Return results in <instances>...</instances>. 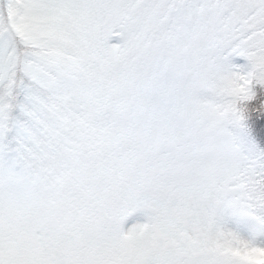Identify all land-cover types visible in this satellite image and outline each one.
<instances>
[{"label": "snow or ice", "instance_id": "1", "mask_svg": "<svg viewBox=\"0 0 264 264\" xmlns=\"http://www.w3.org/2000/svg\"><path fill=\"white\" fill-rule=\"evenodd\" d=\"M0 264H264V0H0Z\"/></svg>", "mask_w": 264, "mask_h": 264}]
</instances>
